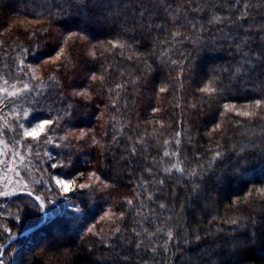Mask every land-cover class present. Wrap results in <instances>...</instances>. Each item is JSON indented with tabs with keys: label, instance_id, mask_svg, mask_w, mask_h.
I'll return each mask as SVG.
<instances>
[{
	"label": "snow or ice",
	"instance_id": "obj_1",
	"mask_svg": "<svg viewBox=\"0 0 264 264\" xmlns=\"http://www.w3.org/2000/svg\"><path fill=\"white\" fill-rule=\"evenodd\" d=\"M19 11L0 26V264L18 235L8 218L47 219L57 205L75 209L77 243L38 239L39 264H72L74 249L84 264H253L264 0H22Z\"/></svg>",
	"mask_w": 264,
	"mask_h": 264
},
{
	"label": "trees",
	"instance_id": "obj_2",
	"mask_svg": "<svg viewBox=\"0 0 264 264\" xmlns=\"http://www.w3.org/2000/svg\"><path fill=\"white\" fill-rule=\"evenodd\" d=\"M22 0H0V26H6L8 22H10L13 19H16L18 16L27 15L26 12L19 11L20 4ZM19 35V33H17ZM97 38H103L102 36ZM137 103H140L142 106L146 101H138ZM142 118L143 112L141 113ZM185 116L190 115L187 111L184 112ZM179 116H180V109L177 108L171 113L172 117V126L169 128V132L178 130L181 127V124L179 122ZM201 132L204 131L203 128L200 129ZM233 132V135L239 136L242 134V129L240 127H235L231 130ZM206 140L203 142L206 144ZM190 152V149H189ZM93 159H95V156L93 155ZM251 182V181H250ZM234 194H240V193H234ZM76 198L73 197V200ZM15 207V205L13 206ZM59 209L58 213L53 216H49L47 218V221L43 224V226L30 235L27 238H22L20 240H17L11 248H8L7 250L14 253L13 257L9 258V264H39L40 257L36 255L37 248L39 245L37 244L36 247H32V245L40 238H47L48 240H52L53 237L56 235L57 232H63L64 238L68 241V243H64L63 247H69L70 245H75L77 243V239L68 231V229L71 227V221H70V215L75 209H65L61 208L60 205L57 207ZM41 214L38 212L29 211L26 212L24 221L27 225L22 226L19 228L18 224L14 222L12 223L13 227H17L21 232L22 230L28 228L27 226H31L32 224H36V222H40ZM33 226V225H32ZM24 228V229H22ZM6 243L7 241H2ZM74 257L72 260V264H84L83 256L78 251H75L74 249ZM249 260L253 262V264H261L262 261H264V249L257 246L255 249H253L249 254Z\"/></svg>",
	"mask_w": 264,
	"mask_h": 264
},
{
	"label": "water",
	"instance_id": "obj_3",
	"mask_svg": "<svg viewBox=\"0 0 264 264\" xmlns=\"http://www.w3.org/2000/svg\"><path fill=\"white\" fill-rule=\"evenodd\" d=\"M47 221V219H42L40 222H38L37 224L30 226L24 230H22L21 232H18L17 237L15 238V242L17 240H20L22 238H27L30 235H32L33 233H35L36 231H38L43 224ZM5 247L8 249V242L5 243Z\"/></svg>",
	"mask_w": 264,
	"mask_h": 264
},
{
	"label": "rangeland",
	"instance_id": "obj_4",
	"mask_svg": "<svg viewBox=\"0 0 264 264\" xmlns=\"http://www.w3.org/2000/svg\"><path fill=\"white\" fill-rule=\"evenodd\" d=\"M13 206H14V205H12V207H13ZM57 207H58V205H57ZM33 212H34V211H33ZM25 215H26V213L23 214V218H22L21 221H15L14 218H8L9 226H10L14 231H16V232H17V231H20L17 227H13L12 223L15 224L14 222H16V223L18 224L19 228H21L22 226L27 225V224L25 223V221H24ZM50 217H51V216H50ZM37 223H38V222H36V224H37ZM32 225H35V223L32 224ZM32 225H31V226H32ZM27 227H29V226H27ZM22 229H24V228H22Z\"/></svg>",
	"mask_w": 264,
	"mask_h": 264
}]
</instances>
